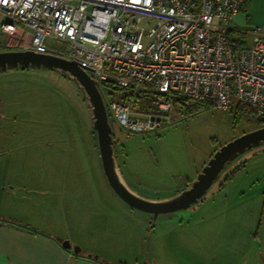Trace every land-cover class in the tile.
Instances as JSON below:
<instances>
[{"label": "rangeland", "instance_id": "1", "mask_svg": "<svg viewBox=\"0 0 264 264\" xmlns=\"http://www.w3.org/2000/svg\"><path fill=\"white\" fill-rule=\"evenodd\" d=\"M7 43L0 34V52L17 51ZM262 127L252 112L174 101L150 133L128 136L111 124L124 179L153 202L177 196L222 146ZM102 176L110 188L78 84L54 69L0 71V214L60 228L67 212L99 209ZM138 214L122 217V231L112 223L105 250L122 264H264V144L229 163L189 209Z\"/></svg>", "mask_w": 264, "mask_h": 264}, {"label": "built area", "instance_id": "2", "mask_svg": "<svg viewBox=\"0 0 264 264\" xmlns=\"http://www.w3.org/2000/svg\"><path fill=\"white\" fill-rule=\"evenodd\" d=\"M245 2L0 0V34L8 48L76 63L97 86L159 96L157 114L103 99L128 136L158 128L176 98L264 120V24L248 46L230 36Z\"/></svg>", "mask_w": 264, "mask_h": 264}, {"label": "crops", "instance_id": "3", "mask_svg": "<svg viewBox=\"0 0 264 264\" xmlns=\"http://www.w3.org/2000/svg\"><path fill=\"white\" fill-rule=\"evenodd\" d=\"M233 23L234 31L230 36L242 39L244 46H248L245 40L251 42L249 31L264 24V0H246L243 10L235 16ZM122 154L125 155L124 152ZM114 158L116 161V153ZM116 167L122 183L137 195L128 186L117 163ZM100 181V191L95 194L97 200L102 202L99 209L90 208L82 214H79L77 208L76 211L67 212L60 228L37 225L22 221L14 215L0 214V264H122L121 259L105 250L111 244L112 223L116 224V231H122L125 224L129 227L122 220L124 215L135 217L144 212L129 207L112 193L103 176ZM106 200L114 203L120 209L119 213L114 214L108 210ZM64 241L70 243V250L62 248ZM74 246L80 248L78 254L73 252Z\"/></svg>", "mask_w": 264, "mask_h": 264}, {"label": "water", "instance_id": "4", "mask_svg": "<svg viewBox=\"0 0 264 264\" xmlns=\"http://www.w3.org/2000/svg\"><path fill=\"white\" fill-rule=\"evenodd\" d=\"M19 67L54 69L66 74L78 84L87 100L101 167L110 188L129 207L152 215L153 220L159 215L187 210L197 204L229 163L244 152L264 144V127L246 133L216 151L195 180L174 198L162 202L144 200L128 190L119 177L114 158L112 128L96 82L74 62L29 51L0 52V71ZM62 248L70 250L71 245L64 241ZM72 250L75 254L80 252L78 246H74Z\"/></svg>", "mask_w": 264, "mask_h": 264}, {"label": "trees", "instance_id": "5", "mask_svg": "<svg viewBox=\"0 0 264 264\" xmlns=\"http://www.w3.org/2000/svg\"><path fill=\"white\" fill-rule=\"evenodd\" d=\"M98 89L103 98L105 96L109 100L117 101L123 104H132L134 100L132 104V107L134 108L133 110H136L137 112L143 113V114H157V103L160 101V98L159 96L155 94L139 93L136 96H134L135 97L134 98L131 94L126 92L124 89H121L111 84H102L98 86ZM103 93H105L104 96H103ZM174 102H179L181 104L185 102L189 103L188 100L183 99V98H176ZM195 105L202 106V104H195ZM108 121L110 123V126L111 124H114V122L110 118ZM112 138L114 139L113 134H112Z\"/></svg>", "mask_w": 264, "mask_h": 264}]
</instances>
